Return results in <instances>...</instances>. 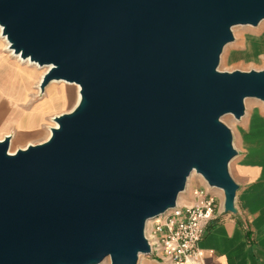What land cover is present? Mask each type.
<instances>
[{
    "label": "water",
    "instance_id": "water-1",
    "mask_svg": "<svg viewBox=\"0 0 264 264\" xmlns=\"http://www.w3.org/2000/svg\"><path fill=\"white\" fill-rule=\"evenodd\" d=\"M264 0H0L8 50L79 97L41 142L0 139V264H137L146 222L192 172L236 213L225 114L264 103V67L220 71L236 25Z\"/></svg>",
    "mask_w": 264,
    "mask_h": 264
},
{
    "label": "crops",
    "instance_id": "crops-1",
    "mask_svg": "<svg viewBox=\"0 0 264 264\" xmlns=\"http://www.w3.org/2000/svg\"><path fill=\"white\" fill-rule=\"evenodd\" d=\"M4 51L0 45V139L11 135L10 146L17 149L39 142L53 88L45 89V97L38 98L37 82L42 73L35 82L36 74L15 63ZM14 79L18 81L13 83ZM238 124L234 135L237 154L229 163L230 174L238 184L236 213L218 211L209 221L197 243L203 251L199 264H264V105L252 107ZM213 195L221 207L222 193ZM145 257L140 264H169L153 254Z\"/></svg>",
    "mask_w": 264,
    "mask_h": 264
},
{
    "label": "rangeland",
    "instance_id": "rangeland-1",
    "mask_svg": "<svg viewBox=\"0 0 264 264\" xmlns=\"http://www.w3.org/2000/svg\"><path fill=\"white\" fill-rule=\"evenodd\" d=\"M234 40L228 44H226L221 52L219 63H218V70L220 71H233V70H241V71H248L250 69H261L264 67V20H262L257 26H249V25H236L232 28ZM2 43V44H1ZM0 44L4 48V42L0 40ZM5 55H9L8 52L4 51ZM11 59L16 63H18L21 67L26 70H30L35 73V82H37L38 76L44 72V67H38L35 64L29 65L26 63H21L13 56ZM64 81H58L57 83L50 82L46 85L45 89H55L60 91V88H64L67 86L68 82L63 83ZM56 84V85H55ZM74 84V83H68ZM57 85H59L57 87ZM72 89L70 91H66L67 93V101L62 102L59 99L50 100L48 106V117L46 122L42 128V135L39 136L37 139L38 141L44 140L48 133H49V126L53 125L52 117L69 111L75 101L76 95V88L75 86L71 85ZM44 89V91H45ZM61 92V91H60ZM38 98L45 97V94H38ZM245 105V114H247L250 109L254 106L263 107L264 103L261 101L254 99V98H246L244 100ZM221 120L231 129L233 135V144L235 143V133L239 119H235L231 114H225L221 117ZM48 126V127H47ZM36 141V140H35ZM10 150L14 151V146H10ZM230 172V170H229ZM196 186H203L206 187L204 180L197 175L196 173L192 172L186 181L185 190L180 193V199L178 204H184L188 200H192V190ZM210 191L222 193L219 189L216 188L210 189ZM144 259H147L145 255L141 254L138 257V264H140ZM101 264H110L109 258H105Z\"/></svg>",
    "mask_w": 264,
    "mask_h": 264
},
{
    "label": "built area",
    "instance_id": "built-area-1",
    "mask_svg": "<svg viewBox=\"0 0 264 264\" xmlns=\"http://www.w3.org/2000/svg\"><path fill=\"white\" fill-rule=\"evenodd\" d=\"M206 185L191 192V203L178 204L146 222L144 235L150 253L169 264H199L203 251L197 246L216 212L222 211Z\"/></svg>",
    "mask_w": 264,
    "mask_h": 264
},
{
    "label": "bare ground",
    "instance_id": "bare-ground-1",
    "mask_svg": "<svg viewBox=\"0 0 264 264\" xmlns=\"http://www.w3.org/2000/svg\"><path fill=\"white\" fill-rule=\"evenodd\" d=\"M0 31H1V29H0ZM0 40L1 41H3L4 42V49L11 55V56H13L15 59H17L19 62H21V63H26V64H29V65H31V62L30 61H28V60H23V59H21V58H19L17 55H14L12 52H11V50H8V48H7V43H6V41H5V38L1 35V33H0ZM2 44V43H1ZM0 44V45H1ZM1 60V59H0ZM1 62V61H0ZM7 64H9V63H7ZM32 64H34V63H32ZM12 65V64H11ZM10 65V66H11ZM14 67H15V65H13ZM16 68V67H15ZM18 68V67H17ZM21 68V67H20ZM20 71H21V69H20ZM23 71V70H22ZM14 72V71H13ZM29 75V74H28ZM42 75V74H41ZM41 75H40V77H41ZM19 77V76H18ZM27 77H29V76H27ZM31 77V76H30ZM20 78V77H19ZM31 78H33V77H31ZM21 79V78H20ZM40 79V78H39ZM29 80V79H28ZM15 81H18V80H15L14 79V82L13 83H15ZM22 82V81H21ZM39 82V81H38ZM38 82H37V85H38ZM52 82H54V83H57L58 81H52ZM10 83H12V81H10ZM20 83V82H19ZM63 83H65V82H63ZM30 84V83H29ZM65 84H67V86L66 87H62V88H60V91L58 92V90H56L55 88L54 89H52V92H51V94H50V97L52 98L51 100H55V99H59L60 101H62L63 103L64 102H66L67 101V93H66V91H70L71 89H72V87H71V85H73V86H75V90H76V95H75V101H74V104H73V106L75 105V103L77 102V100H78V97H79V93H78V89H79V87H78V85L77 84H68V83H65ZM10 85V84H9ZM19 85V84H18ZM56 85V84H55ZM13 86V85H12ZM59 85H57V87H58ZM13 88V87H12ZM16 88V87H15ZM8 90V89H7ZM15 90V89H14ZM26 91V90H25ZM16 92V91H15ZM23 92V91H22ZM11 94H12V91H11ZM8 95H10V94H8ZM13 95H15L16 96V94H14L13 93ZM12 95V96H13ZM11 96V95H10ZM14 96V97H15ZM14 97L13 98H11V99H14ZM22 98V97H21ZM20 99V98H19ZM15 100V99H14ZM26 100V99H25ZM42 101V100H41ZM14 102V101H13ZM15 102H17L16 100H15ZM18 102H24V101H18ZM39 104H40V102H39ZM72 106V107H73ZM13 107V106H12ZM44 112V111H43ZM41 114H42V111H41ZM42 119H43V117H42ZM19 120V119H18ZM12 121V120H11ZM4 123V122H3ZM53 125H54V123H53ZM48 127V126H47ZM50 127V126H49ZM48 130H49V128H48ZM49 134V133H48ZM11 151V150H10ZM179 199H180V194L178 195V198H177V203H179ZM101 264V263H100Z\"/></svg>",
    "mask_w": 264,
    "mask_h": 264
}]
</instances>
